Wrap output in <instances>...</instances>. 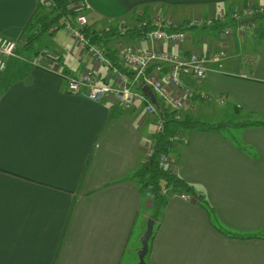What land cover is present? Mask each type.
<instances>
[{
    "label": "crops",
    "instance_id": "crops-1",
    "mask_svg": "<svg viewBox=\"0 0 264 264\" xmlns=\"http://www.w3.org/2000/svg\"><path fill=\"white\" fill-rule=\"evenodd\" d=\"M82 2L87 25L104 35L95 44L104 53L109 48L127 71L116 53L123 44L186 57L197 51L204 58L205 77L178 73L194 92L180 120L221 125L182 129L183 141H170L167 155L172 173L193 186L208 209L179 194L161 209L154 204L134 173L152 148L161 115L146 114L141 100L125 108L113 97L96 102L69 93L67 78L88 71L98 84L112 85L108 65L89 47L59 36L71 33L66 25L25 45L33 17L47 10L44 0H0V36L17 42L0 72V264H136L134 252L151 218L147 208L160 214L153 217L146 264H264V11L245 23L226 16L211 26L184 25L192 15L264 8V0ZM153 16L173 20L186 38L156 43L127 32ZM59 24L73 25L64 18ZM45 36V47L28 53ZM221 49L226 56L211 60ZM41 51L44 59L33 65ZM156 98L155 107L173 111ZM221 126L239 130L233 136Z\"/></svg>",
    "mask_w": 264,
    "mask_h": 264
},
{
    "label": "built area",
    "instance_id": "built-area-1",
    "mask_svg": "<svg viewBox=\"0 0 264 264\" xmlns=\"http://www.w3.org/2000/svg\"><path fill=\"white\" fill-rule=\"evenodd\" d=\"M71 8H79L80 4L76 1L69 4ZM262 6L249 5L242 9H236L228 14L224 10L213 12L209 16L192 15L185 21V26H211L215 22H221L226 16L230 18H240L251 16L256 13H262ZM150 21L156 24V28L147 31L144 38L156 43H180L186 38L184 28L173 20L168 19L162 21L159 16H153L148 19H143L135 22L134 27H145ZM87 17L81 12L75 18L76 25L66 24L71 34L78 38L86 47L90 48L92 57L100 64L105 63L109 67L111 76L114 78L112 85L98 84L92 76L91 71L84 73L81 77L67 78V91L72 94H80L89 100L99 102L103 98L113 97L118 105L129 108L136 100L144 102V111L148 115H158V107L149 102L143 95L141 87L148 85L152 88L155 94L167 105L176 112V118L180 119L181 110L185 102L191 99L194 95L193 90L183 85L178 78V73L190 74L195 78H203L206 76L208 68L204 65V58L200 57L199 52L193 51L188 57L181 54H172L160 48H151L140 51L129 44H123L116 47V53L120 63L128 68L123 72L118 67L111 64L103 51V49L95 43H92L81 31L83 26L87 25ZM223 35L229 34L230 30L227 27H222ZM23 42V40H22ZM17 42L10 38L0 36V72L6 67V58L15 56ZM45 51L38 53L31 61L33 65H38L44 59ZM226 56V51L221 49L217 54L211 57V60L218 61ZM168 65L169 69L163 71L164 66ZM205 97L204 95H200ZM163 130L162 120H159L155 125V131ZM184 137L181 131H178L170 138L171 142H181ZM153 149H147L146 158L150 157ZM161 167H170V160L167 154H162L159 157ZM183 199L192 197L187 192L179 193Z\"/></svg>",
    "mask_w": 264,
    "mask_h": 264
},
{
    "label": "trees",
    "instance_id": "trees-1",
    "mask_svg": "<svg viewBox=\"0 0 264 264\" xmlns=\"http://www.w3.org/2000/svg\"><path fill=\"white\" fill-rule=\"evenodd\" d=\"M81 3V0H44L46 6L42 5L41 8H47L44 13H39L33 17L31 23L26 29L25 36L22 40L26 44L32 42L35 38L39 37L41 34L46 32L52 27H62L66 24H59L61 19H68L76 25L75 18L82 12L83 2L80 4L79 8L69 7L70 3L73 2ZM261 13H256L251 16L259 17ZM244 17V16H243ZM250 17V16H246ZM156 28V24L148 21L145 27L142 28H130L127 32L131 31L135 34L144 35L147 31ZM82 33L87 37L92 43L101 42L104 39V35L98 34L90 26L86 25L81 28ZM106 33H111V30H107ZM103 34V31H102ZM107 40V39H106ZM109 49V48H108ZM107 49V51H108ZM105 51L106 56L113 61V65L118 67L121 71L125 72L124 67L115 61L114 56L109 54V51ZM129 71V70H128ZM127 73L129 74V72ZM159 115H161L163 130L161 132H155L153 135L152 149L153 153L150 157L145 158V160L139 163L134 175L140 184L141 188L146 190L152 196L154 204L158 207L164 205L166 198L170 195L179 194L181 192H187L192 197L197 199L201 205L208 209V204L204 201L203 197L196 192L193 186L188 184L185 180L172 173L171 168L161 167L159 164V157L162 154H168L170 149V138L175 135L176 132L181 131L185 128H198L201 130L216 129L221 124H208L201 121H191L188 119H177L176 112L173 110L171 113L161 104L158 106ZM168 115H171L170 117Z\"/></svg>",
    "mask_w": 264,
    "mask_h": 264
},
{
    "label": "water",
    "instance_id": "water-1",
    "mask_svg": "<svg viewBox=\"0 0 264 264\" xmlns=\"http://www.w3.org/2000/svg\"><path fill=\"white\" fill-rule=\"evenodd\" d=\"M254 19H255V16L244 17L240 20V22L245 23L248 21H252ZM141 91L143 95L146 96L151 103H153L154 105H158V100L156 98V95L154 94V91L152 90L150 86L143 85L141 87ZM153 224H154L153 219L148 220L147 225H146V230L141 234V237H140L141 247L137 252L138 262L136 264H146L144 257L148 251V242L152 235Z\"/></svg>",
    "mask_w": 264,
    "mask_h": 264
},
{
    "label": "rangeland",
    "instance_id": "rangeland-1",
    "mask_svg": "<svg viewBox=\"0 0 264 264\" xmlns=\"http://www.w3.org/2000/svg\"><path fill=\"white\" fill-rule=\"evenodd\" d=\"M59 36H61V37H63V38H65V39H68V40H71V41H73V42H75V44H76V46H78V44H81L83 47H86V46H84V44L78 39V38H76V37H74L71 33H69V32H63V31H60L59 32ZM73 36V37H72ZM44 41H46V36L42 39V40H40V41H38L37 43H34V45H33V48H32V50L31 51H29L28 53H31V52H33L34 50H38L40 47L41 48H44L45 46H44V44L46 45L47 43H44ZM80 45V46H81ZM41 48L38 50V51H40L41 50ZM88 52L91 54V51L90 50H88ZM92 55V54H91ZM26 59V58H25ZM222 127V126H221ZM222 129H223V127H222ZM237 130H239L238 129V126H231V127H229V129H227V130H225V129H223V131H226V132H229V133H231L233 136H235L236 134H237ZM163 206V205H162ZM144 206H143V210H144ZM162 207H160V209H161ZM159 209V210H160ZM155 211V210H153L152 208H147L145 211L146 212H148L149 213V215L151 216V218L150 219H153V217H157L158 216V214H160V211ZM150 219H147L146 220V225H147V222H148V220H150ZM127 254H129V252L127 253ZM134 256H136L137 257V262H138V255H137V253L136 252H134ZM136 262V263H137Z\"/></svg>",
    "mask_w": 264,
    "mask_h": 264
}]
</instances>
